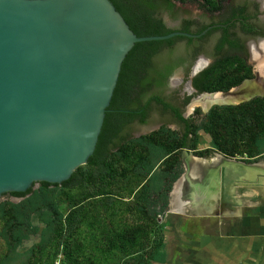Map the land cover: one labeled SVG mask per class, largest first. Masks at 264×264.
<instances>
[{
    "label": "water",
    "instance_id": "water-1",
    "mask_svg": "<svg viewBox=\"0 0 264 264\" xmlns=\"http://www.w3.org/2000/svg\"><path fill=\"white\" fill-rule=\"evenodd\" d=\"M259 1L264 10V0ZM225 5L229 7V0ZM182 7L194 16L207 15L206 20L223 16L222 12L207 13L198 2ZM261 15L264 17V11ZM178 23L171 17V25ZM211 27L200 34L174 31L139 36L111 0H0V206L3 196L14 202L23 199L8 193L36 189L44 181L62 184L89 161L123 63L136 43L177 35L199 37ZM263 53L264 42L255 50V59L260 60ZM257 78L246 79L226 93ZM187 84L191 87L184 77L176 85L170 84L167 98L181 101ZM217 92L223 91L193 97L187 114L194 105L208 112L216 104L236 105L264 96L250 93L243 100L211 104L207 94ZM151 113L148 125L153 131L168 117L155 104ZM187 152L190 159L209 160ZM243 164L264 166V162Z\"/></svg>",
    "mask_w": 264,
    "mask_h": 264
},
{
    "label": "trees",
    "instance_id": "trees-1",
    "mask_svg": "<svg viewBox=\"0 0 264 264\" xmlns=\"http://www.w3.org/2000/svg\"><path fill=\"white\" fill-rule=\"evenodd\" d=\"M111 1L125 17L133 31L139 36H145L164 35L174 31L165 25L161 13L168 11L176 18L180 14L177 2H198L205 10L216 12L226 7L227 0ZM237 10L242 11L241 15L246 18L243 14L245 7H239ZM206 26L204 25V28ZM181 37L136 43L123 63L118 85L108 108L96 150L86 164L75 170L70 179L62 184L44 181L40 183L38 189L33 186L26 192L8 193L23 198L19 202L9 201L0 206V216L7 220V226H11L7 239L11 241L10 244H13V247L27 238L29 233L38 231V227L32 224L33 217L36 216L45 223V228L43 229L42 242L32 251L38 249V253H42L46 247L53 244L55 246L57 244V250H59V246L64 241L68 242L74 230L79 227V210L84 203L110 195L106 203L111 205L113 202L111 195H114L112 193L116 190L119 175L123 172L125 163L131 160L136 159L137 172L145 178H149V182L147 181L142 186L143 188H149L151 182H154L156 188H160L161 183L167 182L163 180V178L166 179L167 172L164 174L155 172L157 164H154V157H160V161L163 163L168 160L166 163L173 165V169L170 171L171 177H173L171 182L179 177L180 161L177 156L173 155L175 151L173 145L176 143L173 133L163 126L151 134L123 143V140L118 137L122 128L121 124H123L118 110L125 108L128 103L123 101L126 100L133 88L139 83L145 82L146 74H153V80L158 87H163L166 84L167 75L176 65L170 61L173 51L166 52L165 47L167 43H173ZM233 59H220L200 73L195 79L198 91H228L240 85L244 80L252 79L251 67L245 63L244 59ZM155 98L158 103L164 106V109H172L181 121L187 123L186 138H188L192 134V119L184 118L178 109L161 97ZM124 116L132 117L133 114L128 113ZM200 127L211 136L212 146L204 151L201 150L202 152H197L199 156L209 157L212 150H216L226 157L242 156L250 161L264 157V96H257L236 105H215L208 111L206 119ZM185 143L180 140L178 145L179 147L186 146ZM190 148L195 149L192 145ZM245 154L246 156H244ZM160 161L159 163H161ZM77 188L80 189L79 193H71L73 189ZM62 193H64V197H62ZM137 193H135L136 199ZM148 199L145 191L142 202H148ZM165 201L164 204H167V198ZM65 202L70 206L67 213L60 210L61 204ZM137 230L138 236H145L147 241L136 240L133 250L123 264H153V261L157 260L153 251L161 245L156 239L151 241L150 247L147 246V243L150 242L152 234H154V238L158 236L160 239H164V230L156 228L153 222L147 226L139 227ZM67 255L70 256L71 253L67 252ZM38 259L36 258V261Z\"/></svg>",
    "mask_w": 264,
    "mask_h": 264
},
{
    "label": "rangeland",
    "instance_id": "rangeland-1",
    "mask_svg": "<svg viewBox=\"0 0 264 264\" xmlns=\"http://www.w3.org/2000/svg\"><path fill=\"white\" fill-rule=\"evenodd\" d=\"M251 71L253 77H258L260 81L264 82V72L263 74H261V71L256 72L255 67H251ZM207 113L208 112L203 111L202 106L194 105L191 107V113L189 114V118L192 119V147L200 150L203 149V151L212 146L211 136L200 127L203 121H205ZM161 126L163 127L166 125L163 124ZM161 126L151 131V133L161 129ZM166 128L173 133V137H176V143L173 145L175 148L173 155L177 156L180 161V177L186 170L185 157H187V155H185L184 159L180 156L181 150L178 145L180 142V133L170 126H166ZM200 150L195 151L193 154L199 155L197 152H202ZM220 154L222 153L212 150L209 156L216 157ZM244 156H246V154ZM244 158L246 157L238 156L236 157V160L247 164L264 162V157H260L253 161ZM154 159V164H157L155 172L158 174H164L167 172L166 179L163 178V180L167 181L166 183H161L160 188H156L154 182H151L149 188H143L142 186L149 180V178H145L137 172V160L134 159L125 163L123 168L124 170L119 175L117 180L116 190L112 193L114 195H111L113 196V202L111 205L106 203L110 195L99 197L84 203L83 207L79 210V227L74 230V233L69 238L68 242L64 241L62 245L59 246V250H57V244L56 246L53 244L46 247L42 253H38V249L32 251L34 247H37V245L42 242L43 229L45 228V223L40 221L36 216L33 217L32 224L38 227V231L36 233H29L27 238L13 247V244H10L11 241L7 239L9 228L11 226H7V220L3 216H0V264H123L129 257L131 250H133V245L136 240L142 242L147 241L145 236H138L137 229L139 227L147 226V224L153 222V224L156 225V228L164 229V223L166 220H175L173 222H186L185 218H187L188 221L190 219L189 216L185 217L183 215L175 214L166 217V213L170 210V208L172 209L171 202L173 198V185L179 177L171 182L173 177H171L172 173L170 171L173 169V165L166 163L168 160L165 163L161 162L160 157H154ZM210 159L211 158H209V160ZM159 161L161 163H159ZM250 170L251 171H249L248 168L250 175L248 174L245 179L236 183L232 188V191L234 192L236 190L237 185L241 186L239 184L246 185L238 187L237 192L238 195H240V199L245 201V213L248 214L249 217H252L254 222H263L262 225L264 226V189L260 188L254 179L258 174H262V172L264 174V170L262 169V166H254L251 167ZM260 170L262 171L259 172ZM217 172L218 171H213V175L212 173L207 175L206 181L210 182L217 179ZM203 184V182L201 183V181H199L197 182L195 188L201 189L204 187ZM38 188L39 186L36 189ZM79 191L80 189L77 188L73 189L71 193H79ZM145 191L146 195L149 197L148 202H142V196ZM136 192H138L137 199L135 196ZM174 196V199L178 202L179 199L175 191ZM62 197H64V193H62ZM166 198L168 203L164 204ZM9 201L14 202L8 196H3L1 198V205L7 204ZM175 205V208L182 209L179 207L178 203ZM195 206L197 205H186L184 208H188L191 211L203 209L199 206ZM69 209L70 206L67 202L62 203L60 206V210L63 213H67ZM203 210L211 211L206 209ZM206 220L214 222L213 228H216V230L218 229L217 231H220V233L225 237L229 235L230 231H232L233 221L230 219L226 220L224 226H220L219 216L208 217ZM207 227L204 228L203 232L205 231L208 233V230H206ZM211 227L212 226H210V228ZM212 230L213 229L210 231ZM263 231L264 227L260 232L261 234L259 233L258 236L253 234V238L257 240L258 243L257 246L253 248V254L250 256V260L247 264H264ZM173 234L179 239H182L183 237V233L181 231L171 233L169 237L164 236V239H160L158 236L154 238V234L151 235L152 237L150 242L147 243V246L150 247L152 245L151 241L153 239H156V241L161 245L153 251L157 258V260L153 261V264H181L188 260L192 262L194 257H196L182 254V249L187 244H181L182 242H179L177 245L172 244L173 242H171V238L173 237ZM258 238H263V240L259 241ZM149 250L151 249L149 248ZM67 252H70L71 255L68 256ZM262 254L263 257H261ZM211 256L212 255H207V257H204L203 255L201 258L208 261L213 258ZM197 257L200 259V256ZM36 258L39 259L36 261Z\"/></svg>",
    "mask_w": 264,
    "mask_h": 264
},
{
    "label": "flooded vegetation",
    "instance_id": "flooded-vegetation-1",
    "mask_svg": "<svg viewBox=\"0 0 264 264\" xmlns=\"http://www.w3.org/2000/svg\"><path fill=\"white\" fill-rule=\"evenodd\" d=\"M229 3L230 8L225 7L221 11L209 12L206 10L207 13L212 15L220 12L223 13V16L218 19L213 17L206 20L204 17L207 15H191L188 10L183 9L182 5L185 3L177 2L180 14L176 18L179 20V23L174 26L170 24L171 17H173L171 12L165 11L161 13L165 25L174 31L200 34L206 28L214 25L225 24V26H214L199 37L182 36L181 38H177L173 43L166 44L165 51H173L170 61L176 66L167 75L166 84L163 87L156 85L153 80V74H146L145 82L139 83L131 90V93L127 96L129 100L126 98L127 102L126 100L123 101L128 103L125 108L118 110V115L123 123L121 124L122 128L119 131L118 137L123 140V143L133 138L151 134L152 127L150 128L148 124L150 118L153 116L151 111L155 104L168 117L166 121H163L165 125L175 126L174 128L180 133V140L186 142V146L180 147V156L184 159L186 153H188L187 151L191 150L194 153L200 149L190 148L193 144V136L190 134L186 138L187 123L181 121L172 109H164V106L158 103L155 97H161L164 101L171 103L173 107L180 111L184 118H189V114H187L188 106L191 104L193 97L202 93L195 86L196 77L220 59H244L245 63L250 67H252L251 63H254L256 65V72L261 71V74H263L264 53L260 60L254 57L255 50H258L260 44L264 42V17L261 15V12L264 10L262 9V4L259 0H229ZM239 7H245L243 14L246 18L241 15L242 11L237 10ZM204 25L207 26L204 28ZM178 36L180 35L174 37ZM258 62L260 63V67H257ZM197 67H199L198 70H196ZM173 73L175 75L172 76ZM182 77L188 78L191 81V87L188 85L189 82L183 87L184 94L181 101H176L178 100L177 98H167L166 93L170 84L176 85L182 80ZM128 113L133 114L132 117L128 116L130 117L129 119L124 116V114ZM134 127L137 130L133 132Z\"/></svg>",
    "mask_w": 264,
    "mask_h": 264
},
{
    "label": "crops",
    "instance_id": "crops-1",
    "mask_svg": "<svg viewBox=\"0 0 264 264\" xmlns=\"http://www.w3.org/2000/svg\"><path fill=\"white\" fill-rule=\"evenodd\" d=\"M211 157L213 156H209V158ZM185 174L186 170L181 174V178ZM239 185L242 186L244 184ZM241 186L237 185L233 195V197H235L234 202H236L235 199L237 198L239 206L237 207V205L234 204L232 207H226L224 208L225 210L223 209V211L218 213L205 211L203 209L191 211L188 208H184L186 202L183 201L182 198L179 199L178 202L174 199V187V190H172V209L170 208L166 213V217L176 214L185 217L189 216L190 219L187 221V218H185L186 222H173L175 220H166L163 229L164 235L169 237L171 233L181 231L183 233L182 239H179L173 234V237L171 238V242H173L172 244L177 245L179 242H182L181 244L186 243L187 245L182 249V254L196 256L192 262L188 260L181 264H247L250 260V256L253 254V248H255L258 243V241L253 238V234L258 236L264 226L262 225L263 222H254L252 217H249V215L245 213V201L241 200L239 197L240 195L237 193L238 187ZM177 203L182 209L175 208V204ZM212 216L220 217V226H224L227 219L234 222H232L233 227L229 235L225 237L220 231H217L218 229L216 230V228H213L214 222H210V219L206 220V218ZM210 226L212 227L210 228ZM205 227H207L206 230H208V233L205 231L203 232ZM211 229L214 231H210ZM258 239L259 241L263 240V238ZM203 255L204 257L212 255L211 257L213 258L205 261L201 258ZM197 256H200V259ZM261 257H263V254Z\"/></svg>",
    "mask_w": 264,
    "mask_h": 264
},
{
    "label": "bare ground",
    "instance_id": "bare-ground-1",
    "mask_svg": "<svg viewBox=\"0 0 264 264\" xmlns=\"http://www.w3.org/2000/svg\"><path fill=\"white\" fill-rule=\"evenodd\" d=\"M250 93L264 94V82L260 81L259 78L256 81L247 80L242 86L230 92H217L207 94V96L210 103L213 104L216 102H228L231 99L239 97L243 100ZM185 160L186 174L176 183L174 190L178 199L182 198L186 202V205H197L200 208L216 212L223 211L224 208L232 207L234 204L237 207L239 206L237 198L235 199L236 202H234L235 197H233L234 192L232 188L236 183L247 177L250 173L249 171H251V167L241 162L227 159L221 155H217L208 161L205 159H190L187 155ZM262 169L264 170V166H262ZM213 171H218V178L207 182V175ZM254 179L257 185L264 189L263 172L262 174H258ZM199 181L204 183V187L201 189L195 188Z\"/></svg>",
    "mask_w": 264,
    "mask_h": 264
}]
</instances>
